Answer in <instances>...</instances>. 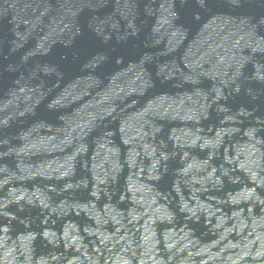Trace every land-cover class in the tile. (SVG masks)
Returning a JSON list of instances; mask_svg holds the SVG:
<instances>
[{
	"label": "water",
	"instance_id": "1",
	"mask_svg": "<svg viewBox=\"0 0 264 264\" xmlns=\"http://www.w3.org/2000/svg\"><path fill=\"white\" fill-rule=\"evenodd\" d=\"M0 264H264V0H0Z\"/></svg>",
	"mask_w": 264,
	"mask_h": 264
}]
</instances>
